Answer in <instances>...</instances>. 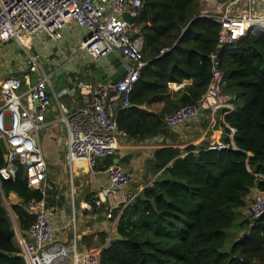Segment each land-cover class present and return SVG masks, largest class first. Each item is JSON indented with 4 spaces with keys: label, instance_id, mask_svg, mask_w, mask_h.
<instances>
[{
    "label": "trees",
    "instance_id": "1",
    "mask_svg": "<svg viewBox=\"0 0 264 264\" xmlns=\"http://www.w3.org/2000/svg\"><path fill=\"white\" fill-rule=\"evenodd\" d=\"M200 2L143 0L136 24L147 65L130 94V106L114 113L118 128L137 142L168 138L172 131L163 119L205 93L219 26L200 16ZM217 59L223 94L233 98V111L222 112L220 123L228 148L210 151L203 144L184 149L185 154L177 148L153 150L139 178L151 182L122 209L116 238L101 250L99 264H264V216L244 219L241 213L256 193L264 192V35L224 47ZM185 80L190 84L182 89L169 88ZM4 165L0 150V169ZM111 166L113 156L102 169ZM10 194L19 202L12 211L25 238L32 223L26 206L41 196L28 189L21 167L13 179L0 181V264H25L2 203ZM233 228L246 231L224 250Z\"/></svg>",
    "mask_w": 264,
    "mask_h": 264
},
{
    "label": "built area",
    "instance_id": "2",
    "mask_svg": "<svg viewBox=\"0 0 264 264\" xmlns=\"http://www.w3.org/2000/svg\"><path fill=\"white\" fill-rule=\"evenodd\" d=\"M142 8L143 0H0V45L13 42L20 49L23 56L20 69L24 71L21 77L0 74V138L7 149L0 181L13 179L21 167L28 189L41 196L26 206L32 217L27 237H17L25 264H66L69 258L71 264H99L95 252L79 254L75 245L67 247L54 241V211L46 202L48 171L40 131L49 125L47 113L54 108L53 123L62 124L66 132L63 161L71 172L76 163H85L93 171L99 160L114 155L118 137H126L118 129L114 113L130 106V94L140 71L147 65L143 60L141 27L136 24ZM125 14L132 19L131 24L123 20ZM200 16L219 26L216 51L209 57L210 80L200 101L185 105L163 119L170 130L194 121L204 110H232L233 98L223 94L224 74L217 55L248 34L264 35V0H203ZM70 24L74 26L72 31ZM64 41L72 43V53L65 59L66 64L47 75L43 63L63 54ZM110 55L123 68L124 76L117 84L110 82L115 73L108 61ZM74 60L82 66L92 64L101 68L109 81L103 84L76 78L71 92L62 88L55 93L52 78L61 70H74ZM33 74L37 80L32 85ZM69 80L73 81L70 77ZM75 94L81 98L80 107L71 109L59 102V98ZM227 148L228 145L219 142L207 149ZM106 179V186L92 195L91 203L96 208L104 207L106 218L111 220L115 211L111 199L133 184L136 175L111 166ZM249 214L254 220L264 216V192L254 195Z\"/></svg>",
    "mask_w": 264,
    "mask_h": 264
},
{
    "label": "crops",
    "instance_id": "3",
    "mask_svg": "<svg viewBox=\"0 0 264 264\" xmlns=\"http://www.w3.org/2000/svg\"><path fill=\"white\" fill-rule=\"evenodd\" d=\"M202 9L203 0L200 2V12ZM69 28L70 31H72L74 26L70 24ZM71 49L72 43L64 41L61 47V52L63 54L58 55V58H51L49 61L50 73L46 72L47 75L53 74L67 63L65 59L67 57L69 59L72 53ZM21 53L20 49H18L13 42L7 45H0L1 75L5 77L23 76L24 71L20 69L22 67V59L19 57ZM74 61H76V63H72L74 70L67 69L66 71L64 69L65 71L62 70L63 73L61 75V71L56 72L52 78V84L64 88L61 78L64 77V79H68V71H74V74L79 79V73L83 66L77 60ZM114 70L115 73L113 76L117 74L116 68H114ZM189 84L190 81L185 80L182 83L170 84L169 88L172 91H177ZM177 85H179L180 88H177ZM81 104V98L79 95L75 94L71 97L70 105L72 106L69 108H78ZM232 111L233 108L230 112ZM222 112L228 113L229 111L218 110L211 112L209 110H204L194 121L171 130V135L168 138L158 136L144 142H137L127 135L126 137L119 136L118 148L113 155V166H117L125 172H133L136 175L137 181L145 174L146 161L150 159V154L155 149L177 148L181 150L182 154H185L184 149L188 147H197L205 144V147L207 146L208 148L212 143L222 142L220 123L224 122L223 117L225 115L222 114ZM55 119V109L50 108L46 118V122L49 123V125L43 130L45 134L43 139H41V146L48 171V194L46 202L54 211V218L52 219L54 241L67 247L75 245L76 251L79 254L95 252V254L99 256L101 250L107 247L109 243L116 238V225L122 209L130 204L145 187L140 186L139 188L133 187L131 189L130 186H133V184H131L128 187L131 191L130 189L127 190L128 188L119 191L117 196L111 199V204L115 207V210L118 211V214L111 220L107 219L103 210L100 211V208L93 207L90 203L92 195L107 184V170L102 169V164L106 158L99 160L93 171L87 170L85 163H76L72 166L71 172V168L63 161V142L66 132L62 124L53 123ZM229 132L228 138L231 146L234 148V130L230 129ZM81 168L85 169V172H83L88 176L87 180L75 185V183H73L75 173ZM69 182L71 183V197L70 195L66 197L65 194L66 191H68ZM64 186L68 188L65 189ZM8 198L13 200V205L19 203L16 196L13 194H10ZM71 204L72 213L70 212ZM241 213L242 216L249 215V208L247 207L245 212L242 211Z\"/></svg>",
    "mask_w": 264,
    "mask_h": 264
},
{
    "label": "rangeland",
    "instance_id": "4",
    "mask_svg": "<svg viewBox=\"0 0 264 264\" xmlns=\"http://www.w3.org/2000/svg\"><path fill=\"white\" fill-rule=\"evenodd\" d=\"M19 57L22 59V53L19 55ZM73 62H75L76 63V61H73ZM50 65H49V62H46V63H43V69L45 70V72H47V73H50V70H49V67ZM94 67V66H93ZM67 76H68V79H64V77L63 78H61L62 79V83H63V86H64V89H66V91L68 92H71L70 90H72L73 89V83L75 82V79L77 78V76L75 75V74H73V73H67ZM69 77L71 78V79H73V81L71 82L70 80H69ZM71 95H66L65 97H63V98H59V102L63 105V106H65V107H67V108H69V107H71L72 105H70V100H71ZM44 134H45V132L44 131H40V136H41V139H43V137H44ZM44 141V140H43ZM86 168H87V170H89L88 169V167L86 166ZM119 169H121V168H119ZM85 169L84 168H81L80 170H77L76 171V173H75V178H74V182L73 183H75V185H78V183L79 182H83V181H85V180H87V177L88 176H86L85 175ZM90 171V170H89ZM70 173V172H69ZM77 175V176H76ZM69 177H70V174H69ZM66 179H67V177H66ZM150 182V181H149ZM149 182H147L146 184L145 183H143L142 182V180L141 179H138L137 181H135L134 183H133V186L131 187L130 186V188L132 189L133 187L134 188H139L140 186H146ZM69 188L67 189L65 186H64V188L65 189H67L68 191H66V197H68L69 195H70V197H71V183L69 182ZM130 188H128L127 190H129ZM131 189H130V191H131ZM126 190V191H127ZM76 202H77V200H76ZM2 203H3V206L5 207V209H6V211H7V213H8V216H9V218H10V221H11V223H12V225H13V228H14V231L15 230H18V226H17V219H16V217H15V215H14V213H13V211H12V207L14 206L13 205V200L11 199V198H2ZM72 204H71V206H70V212L72 213ZM243 212H245V209H243L242 210ZM75 216H76V214H75ZM244 219L245 218H248L249 217V215H244V216H242ZM71 219H72V215H71ZM246 230L245 229H238V228H233V229H231L229 232H227V235H226V243H225V247H224V250H228L229 248H230V246H231V244H232V239L233 238H236V237H239L240 235H241V233L242 232H245ZM19 232V231H18ZM16 233V232H15ZM20 233V232H19ZM15 238H16V242H17V237L15 236ZM15 242V243H16ZM17 245H18V243H17ZM68 264H71V259L69 258V260H68Z\"/></svg>",
    "mask_w": 264,
    "mask_h": 264
},
{
    "label": "water",
    "instance_id": "5",
    "mask_svg": "<svg viewBox=\"0 0 264 264\" xmlns=\"http://www.w3.org/2000/svg\"><path fill=\"white\" fill-rule=\"evenodd\" d=\"M123 20H125L129 24L132 23V19L126 14L123 16ZM256 35L257 34H254V35H251V36H255L256 37ZM247 36H250V34H248ZM108 60L111 63V65L114 68H116V71H117V74L110 78V82L113 83V84H117V83H119V81L124 76L122 66L118 63V61H117V59H116V57L114 55H110L108 57ZM62 73H63V71L61 70L60 75ZM79 79L83 80L85 82H87V81L101 82L103 84H107V82L109 81L106 78V75L103 73V70L101 68H96V67L92 68L88 64H86V65H84L82 67L81 72L79 73ZM36 80H37V76L36 75H34V74L30 75V83L32 85L35 84ZM52 86L54 88L55 93H58L63 88L62 86L57 87L56 84H52ZM0 150H1L2 155H3L4 163H6L7 162V149H6L4 140L2 138H0ZM148 184L146 186H148ZM15 232H16L15 233L16 237H18L20 235V233L18 232V230H15Z\"/></svg>",
    "mask_w": 264,
    "mask_h": 264
},
{
    "label": "flooded vegetation",
    "instance_id": "6",
    "mask_svg": "<svg viewBox=\"0 0 264 264\" xmlns=\"http://www.w3.org/2000/svg\"><path fill=\"white\" fill-rule=\"evenodd\" d=\"M90 67L94 68L92 65H89Z\"/></svg>",
    "mask_w": 264,
    "mask_h": 264
}]
</instances>
